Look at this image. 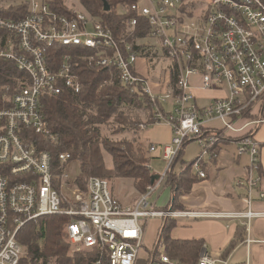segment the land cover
<instances>
[{"label":"built area","instance_id":"obj_1","mask_svg":"<svg viewBox=\"0 0 264 264\" xmlns=\"http://www.w3.org/2000/svg\"><path fill=\"white\" fill-rule=\"evenodd\" d=\"M124 10L134 15L117 36L105 20L85 10L71 8L60 14L49 0H0V62L13 63L28 77L16 94L5 98L9 104L0 107V264H20L24 254L18 241L20 230L47 215L68 216V241L76 250L99 248L96 264L104 257L111 264H138L147 225L154 217L245 219L247 224L253 217L264 216L251 208L255 197L264 201L261 146L252 134L231 138L249 128L257 130L264 122L260 113L264 106V0H138ZM10 12L20 15H6ZM138 31L147 34L128 40ZM138 40L156 42L161 57L171 62L164 97L153 93L150 79L136 66L140 56L156 55V45L138 50ZM79 60L108 69L110 79L104 84L117 77L131 93L149 99V118L141 128L167 124L173 129L171 142L163 147L166 170L133 202H123L110 182L99 176L89 177L82 188L70 153H60L59 164L54 165L51 154L32 140L34 133L56 140L42 112V99L66 90L81 91ZM195 77L201 79L202 88L226 95L199 105ZM165 82V77L153 80L157 86ZM167 104L170 111L165 109ZM217 121L221 125L212 126ZM226 139H236L238 155L249 159L244 177L248 209L157 208L160 192L172 188L178 176L171 178L185 143L200 144L192 167L206 178L204 157L217 156L219 144ZM155 150L156 145H150V151ZM152 260L181 264L166 251H158ZM198 264H230V254L215 256L203 246Z\"/></svg>","mask_w":264,"mask_h":264},{"label":"trees","instance_id":"obj_2","mask_svg":"<svg viewBox=\"0 0 264 264\" xmlns=\"http://www.w3.org/2000/svg\"><path fill=\"white\" fill-rule=\"evenodd\" d=\"M85 11L93 16L105 20L115 31L117 36L124 32L126 23L134 15L132 12H120V8L130 6L138 0H107L111 6L110 11H104L103 0H79ZM52 9L60 14L71 12L65 0H49ZM6 15L15 18L20 14L14 12ZM147 31H138L133 37L128 38L131 42L134 38H144ZM50 49L49 51H51ZM82 81L80 92L70 90L63 91L59 95H45L42 99V112L56 140L34 133L32 140L40 149L48 151L54 165L59 164V154L68 152L71 154V164L76 163L79 168L77 177L78 184L85 188L89 177L99 176L107 178H130L138 192V196L146 191V187L152 183L154 176L150 167V157L147 155L150 144L147 147L143 142L134 152L133 143L129 141H114L109 137L102 136L101 126L108 124L112 119L119 123L121 128L125 126L139 127V119L130 118L123 107L133 106L136 108L151 109L149 99L144 95H136L121 84L116 77L111 82L104 84L110 79V71L101 67L90 66L83 60H79L77 67ZM27 74L19 70L13 63L0 62V107L9 104L5 98L16 94L27 82ZM259 112V110H258ZM254 133V134H253ZM256 130L249 128L243 133L236 134L231 138L252 134ZM190 142V141H188ZM186 142V143H188ZM185 143V144H186ZM103 150L112 157L113 167L106 165ZM177 162L181 158V153ZM193 162L186 163L184 171L178 175L170 191L171 199L165 207L157 206L164 210H184L179 198L189 192L197 176L192 173ZM171 178L175 177L174 173ZM70 218L65 215H47L36 221L27 223L18 234V241L23 246L24 254L20 264H96L100 259L99 248L76 250L68 241L65 230ZM166 218L162 223L160 236L163 237L164 249L173 259L181 264H198L199 253L204 246L203 239H178L170 234V227L174 222ZM245 227H238L237 234L223 256H228L235 246L243 240ZM149 261L151 264L153 255L158 254L157 243L150 250ZM140 258L138 264H141ZM101 264H111L107 257L101 258Z\"/></svg>","mask_w":264,"mask_h":264},{"label":"crops","instance_id":"obj_3","mask_svg":"<svg viewBox=\"0 0 264 264\" xmlns=\"http://www.w3.org/2000/svg\"><path fill=\"white\" fill-rule=\"evenodd\" d=\"M157 43L151 40H138L137 49L148 50L154 48ZM170 62V61H169ZM171 66V62L169 67ZM169 70L165 83L169 87ZM194 85V93L196 100L205 101L201 106L209 104L215 97L226 95L222 90H208L201 87V79L198 77L192 80ZM157 86V85H155ZM170 111L171 106H165ZM264 117V106L260 111ZM212 126L219 127L214 123ZM148 132V131H147ZM173 129L167 124H157L146 134L149 138V144L161 145L157 155L163 157L164 145L171 142ZM255 138L261 146V173L263 177L262 188L264 189V122L260 124L255 133ZM191 142V141H190ZM189 143V142H188ZM186 143L184 147L188 144ZM182 151L181 158L173 165V173L177 176L184 171L186 163L193 162L198 156L184 158ZM238 142L236 139H226L219 144L217 156L214 158L206 155L203 159L202 166L207 177L200 178L192 167V173L197 176V180L192 183L189 192L183 194L179 201L186 211H245L248 209L246 201L247 187L244 182L246 168L249 162L247 155H238ZM157 150V149H156ZM201 150V147H200ZM200 153V152H199ZM151 166V165H150ZM153 166V165H152ZM153 174L158 175L154 171L155 166L151 167ZM241 181V183H238ZM172 192L170 189H163L159 197L162 201H158V206L165 207L171 199ZM123 200V199H122ZM134 201V200H133ZM131 200V202H133ZM130 203V201H126ZM251 208L254 211L264 212V201L255 197ZM187 219H197L192 222H186V228L175 229L170 234L173 238L178 239H203L204 246L210 249V253L219 256L225 253L230 246L233 238L237 234L238 227H245V234L230 253V264H264V216L253 217L249 223L246 220H229V219H201L196 217H185ZM152 221V219L150 220ZM162 219H155V228H160ZM184 222H181L183 224ZM249 240V241H248ZM246 247V256L234 258V254L241 248ZM150 251V249H148ZM234 261V263H233Z\"/></svg>","mask_w":264,"mask_h":264},{"label":"rangeland","instance_id":"obj_4","mask_svg":"<svg viewBox=\"0 0 264 264\" xmlns=\"http://www.w3.org/2000/svg\"><path fill=\"white\" fill-rule=\"evenodd\" d=\"M143 1L144 0H142V2ZM196 1H200V0H196ZM204 1H207V0H204ZM65 3L67 4L69 8L84 10L79 0H65ZM123 11H124V8H120V12H123ZM157 50L158 52L156 53V55H150L149 57L140 56L138 58L136 66H137L138 71L142 75L147 76L150 79V85H151L153 93L159 94L161 97H164L166 95L167 87L165 85L155 86V84L153 83V80L155 78H160V77H165L167 80L170 62L169 60L165 59V57L164 58L161 57V50L159 49V47H157ZM204 102L205 101H198L199 104H202ZM123 109L125 110V112L130 118L139 119L141 123L146 122L149 118V113H150L149 110L136 108L133 106L131 107L125 106L123 107ZM215 123L221 125L219 121ZM154 125H157V124H149L145 128H141L140 126L139 127L125 126V128H121V126H119V123H116V121L112 119L108 124L101 126V134L102 136H105V137L107 136L114 141L122 142L125 140V141H129L133 143V147H134L133 149L135 152L138 150L139 148L138 145L141 142H143L145 146L147 147V144H149V138L146 137V134L153 128ZM161 147H162L161 145H157L156 146L157 150L155 151L149 150V153L147 154L150 157V165H151L150 167L155 166L154 171H156L158 174H162L168 166V161H166L162 156L156 154L159 152ZM199 152H200V144L197 141L193 140L184 147L183 156L184 158H191V157L198 155ZM103 154H104L107 167L112 168L113 162H112L111 155L106 150H103ZM71 167L77 168L78 165L76 163H72ZM109 182L111 184L114 194L121 200L123 199L122 200L123 202H126V201L131 202V200L133 201L138 197V192L134 186L132 179L113 178V179H110ZM158 201L161 202L162 198L159 197ZM158 218L159 217L152 218V221H150L147 225V229H146V233L144 237L145 246L141 254V257H143L141 264H145L144 262L150 260L148 256L149 254H151V251H149L148 249L151 250L153 246L155 245V243H157L158 251L160 252L165 251L163 237L162 235L161 236L159 235L160 232H162L161 226L165 219H162L160 228L157 231L154 223H155V219H158ZM169 219H171V221L174 222V224L170 227V233L175 229L179 230L182 228H186L187 227V224H185L186 222H192V221L197 220L194 218L187 219V218H171V217H169ZM201 219L222 220L220 218H201ZM181 222H184V223L181 224ZM245 249L246 247H243L238 252H236L234 254V258H237L239 256H241V258L242 257L244 258L246 256ZM208 251H210V249H208ZM151 264H162V263L155 260Z\"/></svg>","mask_w":264,"mask_h":264},{"label":"water","instance_id":"obj_5","mask_svg":"<svg viewBox=\"0 0 264 264\" xmlns=\"http://www.w3.org/2000/svg\"><path fill=\"white\" fill-rule=\"evenodd\" d=\"M103 2H104V11H110V9H111V6H110V4L108 3V1L107 0H103ZM158 177V175H154L153 176V178H152V183L155 181V179Z\"/></svg>","mask_w":264,"mask_h":264}]
</instances>
